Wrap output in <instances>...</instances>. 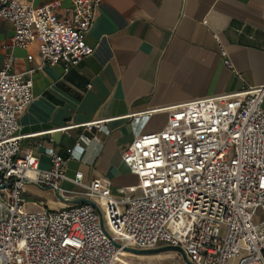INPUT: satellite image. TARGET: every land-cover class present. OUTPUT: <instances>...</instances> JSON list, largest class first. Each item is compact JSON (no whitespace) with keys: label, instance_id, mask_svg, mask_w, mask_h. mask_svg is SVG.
Wrapping results in <instances>:
<instances>
[{"label":"built area","instance_id":"built-area-1","mask_svg":"<svg viewBox=\"0 0 264 264\" xmlns=\"http://www.w3.org/2000/svg\"><path fill=\"white\" fill-rule=\"evenodd\" d=\"M100 4L73 0L60 13V0H0V18L14 26L0 69V264H118L123 248L113 240L181 246L194 264H264V83L170 106L162 130L138 134L123 155L138 177L135 192L115 197L95 179L82 194L97 203L110 236L90 204L26 210L29 183L64 194L66 160L51 150L43 170L35 154H21L20 115L34 99V80L11 71L13 52L36 43L41 64L69 71L94 52L87 34ZM220 53L231 67L222 46Z\"/></svg>","mask_w":264,"mask_h":264},{"label":"crops","instance_id":"crops-1","mask_svg":"<svg viewBox=\"0 0 264 264\" xmlns=\"http://www.w3.org/2000/svg\"><path fill=\"white\" fill-rule=\"evenodd\" d=\"M60 1L63 13L73 0ZM13 34L0 18V69ZM87 42L93 54L69 71L41 64L36 43L14 50L11 71L34 80V99L20 115L21 154H35L43 170L52 166L51 150L62 155L65 195H82L100 179L120 197L138 184L123 162L126 149L138 134L162 130L168 107L264 83V0H101ZM95 121L101 128L86 125ZM79 173L81 184L73 181ZM23 196L30 211L68 205L34 183Z\"/></svg>","mask_w":264,"mask_h":264},{"label":"water","instance_id":"water-1","mask_svg":"<svg viewBox=\"0 0 264 264\" xmlns=\"http://www.w3.org/2000/svg\"><path fill=\"white\" fill-rule=\"evenodd\" d=\"M55 194L57 195V197L67 203V204H90L93 207H95L97 209V211L100 214L101 217V223H102V227L104 229V231L110 236V234L107 232L105 225H104V220H103V214L101 209L99 208V206L97 205V203L93 200H91L88 197L82 196V195H75V196H70V195H65L62 194L61 191L56 188L54 189ZM114 244L119 247V248H123V250L125 251H129L135 254H154V253H160V252H167V251H175L179 254H181L183 260L185 261L186 264H194L187 256V253L185 252V250L181 247V246H177V245H163V246H159L156 248H149V249H139V248H133V247H128V246H123L121 243L113 240Z\"/></svg>","mask_w":264,"mask_h":264},{"label":"rangeland","instance_id":"rangeland-1","mask_svg":"<svg viewBox=\"0 0 264 264\" xmlns=\"http://www.w3.org/2000/svg\"><path fill=\"white\" fill-rule=\"evenodd\" d=\"M24 197V196H23ZM25 206H26V200ZM50 209H60L55 206L50 207ZM26 210L30 211L28 207ZM260 212H258V215ZM120 258L124 259L120 260L118 264H186L183 260L181 254L175 251H167V252H160L154 254H133V255H126L121 256Z\"/></svg>","mask_w":264,"mask_h":264},{"label":"bare ground","instance_id":"bare-ground-1","mask_svg":"<svg viewBox=\"0 0 264 264\" xmlns=\"http://www.w3.org/2000/svg\"><path fill=\"white\" fill-rule=\"evenodd\" d=\"M134 253H132V252H129V251H125V250H123L122 251V256H126V255H133ZM120 260H123V261H125L124 259H122V258H120Z\"/></svg>","mask_w":264,"mask_h":264}]
</instances>
